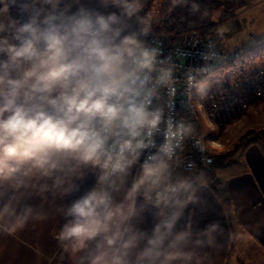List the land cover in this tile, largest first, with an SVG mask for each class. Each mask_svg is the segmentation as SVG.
Segmentation results:
<instances>
[{
  "label": "clouds",
  "instance_id": "obj_1",
  "mask_svg": "<svg viewBox=\"0 0 264 264\" xmlns=\"http://www.w3.org/2000/svg\"><path fill=\"white\" fill-rule=\"evenodd\" d=\"M146 2L0 0V239L59 215L73 264H201L218 225L198 227L209 184ZM207 71L188 70L189 95Z\"/></svg>",
  "mask_w": 264,
  "mask_h": 264
},
{
  "label": "crops",
  "instance_id": "obj_2",
  "mask_svg": "<svg viewBox=\"0 0 264 264\" xmlns=\"http://www.w3.org/2000/svg\"><path fill=\"white\" fill-rule=\"evenodd\" d=\"M222 24H215L208 32L221 28ZM226 65L227 62L219 63L204 76L207 87L202 96L192 95L195 104L203 105L199 120L217 115L235 117L244 108L239 101L252 93L257 73L264 70L256 66L246 68L241 79L228 83L209 79L211 75L226 71ZM200 123L193 125L199 129ZM247 131L206 139L213 158L219 162L213 170V180L223 188L226 200L208 181L205 199L195 206L200 229L213 222L218 225L210 237H202L205 243L199 250L201 264H264V136L258 130L246 135ZM60 220L59 215H53L49 222L29 227L16 240L0 239L5 247L2 264H48L47 258L53 255L51 264L57 258L58 264H63L66 253L61 255L53 238Z\"/></svg>",
  "mask_w": 264,
  "mask_h": 264
},
{
  "label": "rangeland",
  "instance_id": "obj_3",
  "mask_svg": "<svg viewBox=\"0 0 264 264\" xmlns=\"http://www.w3.org/2000/svg\"><path fill=\"white\" fill-rule=\"evenodd\" d=\"M229 1H237L239 5L234 6L233 14L229 18L218 22L223 23L221 28L218 27L216 30L213 29L208 34L215 37L223 51H229L234 54L236 50L241 52L264 40V0ZM220 9L221 8L216 10L214 18L219 15ZM144 11H154L153 27L159 18V0H147ZM221 29L225 30L222 34L220 32ZM167 42L173 43L168 40ZM234 58L235 55L230 59L233 60ZM229 61L230 60L224 61L228 64L225 66L226 71H222L218 75H211L209 79L214 80V78H217L218 82L228 83L238 78L241 79L240 76L244 75V69L246 68L251 69L255 66L264 68V55L251 60L242 67H240L238 63H228ZM229 67L232 69H229ZM205 78L206 77L202 78V81H205L203 80ZM245 99H247L245 101V107L242 108L235 117L228 118L225 115L204 117V119L198 121L201 122V126L199 125V129L196 133H201L205 141L215 136L218 138V136L224 137L230 135L234 131L236 133L238 131L245 132L248 130L246 133V135H248V132L253 133L258 130L259 134L261 133V135L264 136V96L260 98L247 96ZM53 264H58V258Z\"/></svg>",
  "mask_w": 264,
  "mask_h": 264
},
{
  "label": "built area",
  "instance_id": "obj_4",
  "mask_svg": "<svg viewBox=\"0 0 264 264\" xmlns=\"http://www.w3.org/2000/svg\"><path fill=\"white\" fill-rule=\"evenodd\" d=\"M149 38H154L159 43L166 56L169 54L172 56V60L176 66V99L178 105L173 114L175 119H183L185 121L197 123L199 121V112L195 111V100H193L192 95H189L185 82L188 70L207 67V72L197 76L199 80L210 74L219 63L225 60H231L230 58H232L235 53L232 54L229 51H223L214 36L204 35L200 31L185 34L172 44H169L164 36L157 33H152ZM209 45L212 47H209ZM210 52L216 53V57L205 61L202 54ZM256 77L252 93L249 96L260 98L264 96V70H260ZM246 100L247 99L239 101L242 107H245ZM193 137V142L186 143L185 145V154L195 161L199 167L208 168L213 160L211 151L201 152L195 146L194 141L198 140L201 146L207 147L206 141L201 133H195Z\"/></svg>",
  "mask_w": 264,
  "mask_h": 264
},
{
  "label": "trees",
  "instance_id": "obj_5",
  "mask_svg": "<svg viewBox=\"0 0 264 264\" xmlns=\"http://www.w3.org/2000/svg\"><path fill=\"white\" fill-rule=\"evenodd\" d=\"M198 6V10L193 11V5ZM239 5L237 1L230 2L229 0H187L186 3L173 6L172 0H159V18L153 25V33L164 36L169 42L177 41L181 36L200 31L204 35H209L208 31L218 22L229 18L234 11V6ZM220 9L219 15L214 18L217 9ZM264 55V40L254 44L253 46L244 49L241 52L235 51V58L228 63H238L240 67L244 64L259 58ZM223 63V62H222ZM214 70V69H213ZM195 134L198 131V126L193 125ZM208 168H202L206 177L209 179L213 190L226 200V194L223 188L213 180V170L219 164L214 159ZM63 264H73V261L65 255Z\"/></svg>",
  "mask_w": 264,
  "mask_h": 264
},
{
  "label": "bare ground",
  "instance_id": "obj_6",
  "mask_svg": "<svg viewBox=\"0 0 264 264\" xmlns=\"http://www.w3.org/2000/svg\"><path fill=\"white\" fill-rule=\"evenodd\" d=\"M174 43V42H173ZM169 44H172V43H169Z\"/></svg>",
  "mask_w": 264,
  "mask_h": 264
}]
</instances>
